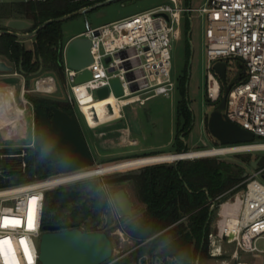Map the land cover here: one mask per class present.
I'll return each instance as SVG.
<instances>
[{"label": "built area", "instance_id": "built-area-1", "mask_svg": "<svg viewBox=\"0 0 264 264\" xmlns=\"http://www.w3.org/2000/svg\"><path fill=\"white\" fill-rule=\"evenodd\" d=\"M165 1L146 11L94 28L85 23V30L77 37L89 40L92 61L80 70L68 68L63 57L64 44L65 101L79 112L89 129H95L121 119L120 112L124 106L140 104L156 96H168L175 88V81L170 76V43L179 37L182 14L187 13L188 16L195 11L205 17V100L216 105L223 92L219 78L212 70L213 63L223 61L227 65L228 59L237 60L241 65L240 78L236 82L226 81L230 87L222 112L229 121L254 137L251 142L212 147L210 149L221 152L203 156L264 152V0H205L197 10L180 8L178 0ZM84 69L90 72V78L75 83V77ZM114 80L119 84V94L115 93L112 85ZM102 88L107 90L106 98L113 100L109 106L112 114L116 111L117 116L99 123L97 114L89 111L90 117L95 119V125L90 126L81 106L86 96L89 99L87 103L97 100L92 93ZM55 90V81L48 76L37 78L31 91L51 94ZM27 92L22 85L21 100L24 104L27 101L23 95ZM24 155L22 148L9 156L21 159ZM20 167L24 168L22 161ZM79 171L49 175L23 184L10 182L0 188V240L10 241V246L5 245L4 254L0 255V264H29L25 245L31 264H39L44 193L52 187L88 178L76 177ZM240 183L239 190L230 195L231 190H228L209 201L210 210L216 211V220L213 231L207 234L208 252L218 261L216 264H233L234 261L246 264L239 260L240 254L255 257L261 254L264 264V245L258 247V241L264 244V165L257 164ZM226 194L228 196L222 199ZM29 208L34 210L33 228L28 226ZM6 218L20 223L6 222ZM223 245L231 246L226 258L222 257L225 253Z\"/></svg>", "mask_w": 264, "mask_h": 264}, {"label": "trees", "instance_id": "trees-1", "mask_svg": "<svg viewBox=\"0 0 264 264\" xmlns=\"http://www.w3.org/2000/svg\"><path fill=\"white\" fill-rule=\"evenodd\" d=\"M101 1L103 0H0V30L6 29L4 24L7 20L20 19L30 23L29 29L25 31L30 32L44 21ZM188 29L189 24L185 18L184 30ZM31 40V47L26 48L23 40L11 34L0 35V57L12 66L14 72L23 77L24 89L28 90V78L34 77L39 67V74L53 73L63 80L62 50L65 43L59 22L45 25ZM185 46L187 53V40ZM176 81L179 100L176 105L172 154L190 151L184 142H188L193 127L192 112L185 99L186 73ZM236 81L237 78L233 80ZM23 96L32 105H54L63 111L73 109L66 101L32 97L28 92ZM32 145L24 148L25 155L21 159L9 156L18 150L0 149V188L10 182L23 184L42 179L38 119L35 115ZM156 155L161 154L125 157L119 158L118 161ZM238 158L241 162L249 161L248 155H238ZM20 161L24 163L23 169L20 167ZM260 161L258 166L264 163ZM234 169L238 171L240 167L224 159L203 157L153 164L122 176L120 181L130 180L134 184L137 198L144 205V209L138 216L129 218L130 221L123 228V232L134 241L133 249L114 264L143 262L146 256L179 264H195L197 260L208 257L207 234L213 216L209 201L241 181L230 178L234 175ZM85 185L86 183H73L46 191L43 197L41 226L61 227L73 223L82 231H97L99 214L101 215L103 209H106V215L108 214V200L104 192L95 191V188L86 195ZM233 192L234 190H231L228 195ZM228 195L222 196V199Z\"/></svg>", "mask_w": 264, "mask_h": 264}, {"label": "rangeland", "instance_id": "rangeland-1", "mask_svg": "<svg viewBox=\"0 0 264 264\" xmlns=\"http://www.w3.org/2000/svg\"><path fill=\"white\" fill-rule=\"evenodd\" d=\"M165 2L167 1L119 0L85 14L73 16L59 23L63 42L67 41L74 35L82 33L85 30V23H87L91 28H94L99 25L118 21L132 14L146 11ZM204 2L205 0H178V6L180 8L189 7L190 9L197 10L203 6ZM185 18L189 24V29L186 31L184 30ZM179 29V37L177 39H172L170 43V76L173 81H176L178 78L183 77L186 73V100L188 101V107L192 112L193 127L188 142L184 143L188 145L190 151L211 150L210 148L218 147L219 144L217 142H213L214 138L210 136L206 128L208 114L212 108L208 107L205 103V17L200 16L195 11H191L188 16L187 13H183L180 19ZM186 40L188 42V54L185 51ZM31 42V39H27L23 41V44L27 48L31 46ZM0 59L4 60L1 57ZM227 61L226 81L229 83L234 79V75L238 73L239 68L237 66V60L228 59ZM7 74L0 73V149L19 150L22 148L32 147L34 139L33 105L29 102L24 104L20 100L19 89L24 83L23 77L13 70L11 72V74H13L12 76H6ZM48 76L53 77L55 81L56 90L53 93L45 94L31 91L34 89V81L37 78H45ZM6 82H9L14 86L13 99L18 108L13 105L12 95L8 94L6 91ZM176 84L177 81L175 83L176 88H174L168 94V96H156L140 104L124 106L120 112L122 115L121 119L95 129H89L85 125L84 120L79 112H77L76 109H72L80 126L82 136L84 137L90 154L93 158V164L84 170H80L78 173L121 162L118 161L119 158L142 156L152 153H160L161 155L172 154V143L176 124V105L179 100ZM27 88L28 95L32 97L65 101L66 88L64 85V80H60L58 76L53 73H41L37 76L28 78ZM92 95L94 99L97 98L95 92H93ZM9 99L12 101V105L15 107V110L10 108L8 104ZM23 108V118L18 120L22 115L20 109ZM5 121H7V124L10 125L3 126V122ZM21 121H25V126L20 130L19 125L22 124ZM126 125L129 128L130 137L137 140L136 145H113L115 142L114 140V142L110 143L109 145H96L95 143L93 145H89V141L93 138L96 140L101 138L102 141H106L107 137L116 138L118 135V133H115L116 129H122L126 127ZM101 131H110L111 133L109 132L110 134L107 137H99L98 134ZM238 155H248L249 161L241 162L238 158ZM203 157H216L238 165L240 170L237 171V169H234L233 171H236L237 174L239 173L238 175H240L242 170H246L249 174L252 173L253 169L250 167L249 163L258 157L262 158V160L260 159V162H264V152L227 154L221 156H202L186 159L192 160ZM174 161L175 160L163 161L117 169L92 175L88 178H84L75 182H94L95 187L103 191L107 197L110 208L108 211L107 225L104 232L108 235L112 245V255L109 259L110 261L107 264H114L115 261H117L121 256L128 254L133 249L134 241L123 232V228L130 221L129 218L138 216L144 209V205L137 198L134 184L130 180L120 181L119 179L122 176L133 171H137L145 166L158 163H172ZM262 165H264V163H262ZM240 182L234 185L230 190H239L241 186ZM68 185L52 187L46 191ZM118 189H124L132 203V214L129 217H124L112 200V193ZM215 213L216 211L213 209V216L209 222L208 233L212 232L214 229V223L216 220ZM36 243L38 244V241H36ZM262 245H264L262 244V241H258V247H262ZM222 247L223 251H225V253L222 254V257L226 258L231 251V246L223 245ZM208 248L209 246L207 241V252ZM239 257V260L246 264H262L261 254H257V257L250 254H240ZM217 262V260L209 256L208 252V257L200 261L197 260L195 264H216ZM131 264L179 263L169 260L162 261L161 259L155 258L153 256H146L144 257L143 262L138 261Z\"/></svg>", "mask_w": 264, "mask_h": 264}, {"label": "water", "instance_id": "water-1", "mask_svg": "<svg viewBox=\"0 0 264 264\" xmlns=\"http://www.w3.org/2000/svg\"><path fill=\"white\" fill-rule=\"evenodd\" d=\"M119 0H103L91 6L83 7L70 14L44 21L30 32H25L30 23L20 19H9L5 22L6 29L0 30V35L11 34L19 40L31 39L38 30L52 22H62L73 16L85 14L112 2ZM189 34V33H188ZM96 35V32H94ZM189 39V38H188ZM90 42L84 37H74L64 46L63 57L66 66L72 70H80L88 66L91 61ZM241 67V65H239ZM227 65L223 61H216L212 70L219 78L223 87L220 101L213 105L205 100L211 111L208 114L206 128L208 133L220 145H230L251 142L253 134L240 128L229 121L222 110L225 105L226 94L230 84L226 83ZM41 67H39L38 75ZM12 66L0 59V73H11ZM19 72L22 74L21 69ZM90 78V72L84 69L74 79L75 83H81ZM115 93L119 94V84L116 80L112 82ZM186 87V83H185ZM96 99L102 100L107 97L105 88L95 92ZM185 99L186 96H185ZM92 112V110H90ZM33 113L38 119L40 160L43 166L42 178L49 175L64 174L84 170L93 164L87 143L82 136L80 126L73 110L63 111L54 105L42 108L39 104L33 105ZM112 110L109 105L101 107V115L110 116ZM93 120H95L93 118ZM186 153V152H185ZM184 152L178 155L185 154ZM186 159L178 157L175 161ZM260 157L249 163L255 169ZM247 171L242 170L238 176H230L235 180H242L247 176ZM114 203L124 217L132 214V203L124 189H118L112 193ZM106 209L100 215L98 231L85 232L77 227V224H66L59 230L55 226H43L38 244L39 264H103L111 258L112 245L108 235L102 230L106 223ZM236 264V261L233 262Z\"/></svg>", "mask_w": 264, "mask_h": 264}, {"label": "bare ground", "instance_id": "bare-ground-1", "mask_svg": "<svg viewBox=\"0 0 264 264\" xmlns=\"http://www.w3.org/2000/svg\"><path fill=\"white\" fill-rule=\"evenodd\" d=\"M88 101L89 99L86 96L84 99V104L81 106V111L86 115V119L90 126L95 125L94 120L90 117V113H89L90 110H93L97 114L99 123L113 119L114 117L117 116L116 111L114 114H111L110 116L101 115V107H103L104 105H110V103L113 102L111 98H105L102 100H94V101L87 103ZM8 104L11 107L10 100ZM222 151L225 152V150H222ZM217 152H221V151L217 149H211V150L208 149V150L189 151L183 155H178V156H176L175 154H164V155H156V156L129 159V160H124V161L111 164L108 166L98 167L93 170L84 171L80 173L79 175H77L76 177H81V176L89 177L91 175L101 174L104 172H109V171L127 168V167H133V166H139V165H145V164H151V163H157V162H163V161H171V160L177 159L178 157L192 158V157H198V156H203V155H208V154H214Z\"/></svg>", "mask_w": 264, "mask_h": 264}, {"label": "crops", "instance_id": "crops-1", "mask_svg": "<svg viewBox=\"0 0 264 264\" xmlns=\"http://www.w3.org/2000/svg\"><path fill=\"white\" fill-rule=\"evenodd\" d=\"M78 36V34L77 35H74V36H72V37H70L67 41H64V43H67L70 39H72V38H74V37H77ZM31 46H29V47H27V48H30ZM7 74V73H6ZM13 74H11V73H8L6 76H12ZM23 85V84H22ZM22 85H21V87H20V89H19V96H20V100H21V89H22ZM6 91L8 92V94H11L12 95V100H13V105L16 107V108H18L17 107V105H16V103L14 102V99H13V94H14V86L12 85V84H10L9 82H6ZM10 100V99H9ZM22 101V100H21ZM10 102H11V107L10 108H13L14 110H15V107H13V105H12V101L10 100ZM24 109V108H23ZM20 110H22V109H20ZM22 112V111H21ZM16 114V113H15ZM23 112H22V115H21V117L18 119V120H21L23 117ZM118 119H116V120H113V121H111V122H108V123H104V124H102V125H99L98 127H100V126H103V125H107V124H109V123H112V122H114V121H117ZM22 122V124H20L19 125V128H20V130L25 126L24 125V122L25 121H21ZM8 122L7 121H5V122H3V126H7V125H10V124H7ZM26 124V123H25ZM19 130V131H20ZM110 131H101V132H99V134H98V136L99 137H107L110 133H109ZM115 133H118V135L116 136V138H112V137H107V139H106V141H102V139L101 138H99V139H95V138H93V139H91L90 141H89V145H93L94 143L96 144V145H109L110 143H113L114 141V143H113V145H136L137 144V140L136 139H134V138H132V137H130V134H129V128H128V126L126 125V127H124V128H122V129H116V131H115ZM131 138V139H130ZM114 140V141H113ZM30 145V144H29Z\"/></svg>", "mask_w": 264, "mask_h": 264}, {"label": "snow or ice", "instance_id": "snow-or-ice-1", "mask_svg": "<svg viewBox=\"0 0 264 264\" xmlns=\"http://www.w3.org/2000/svg\"><path fill=\"white\" fill-rule=\"evenodd\" d=\"M6 222H10V223H13V224L20 223L17 220L8 221L7 218H6ZM28 226H29V228H33L34 227V210L31 209V208H29ZM21 243H22V245H24L25 242L22 240ZM5 245H9L10 246V241H8V240H0V255L4 254ZM25 255L29 259V264H31V257H30V255L28 253V249H27L26 245H25Z\"/></svg>", "mask_w": 264, "mask_h": 264}, {"label": "flooded vegetation", "instance_id": "flooded-vegetation-1", "mask_svg": "<svg viewBox=\"0 0 264 264\" xmlns=\"http://www.w3.org/2000/svg\"><path fill=\"white\" fill-rule=\"evenodd\" d=\"M237 66H238V68H239V64L237 63ZM235 78H240V72L238 71V73H236L235 75H234V79ZM233 79V80H234ZM42 108H44V107H42ZM213 142H215L216 143V141L215 140H213ZM47 165V163L45 162V164L44 165H42V169H43V166H46ZM234 171V170H233ZM235 173H237L236 171L234 172V176H238V174H235ZM235 180V179H234ZM86 195H89L90 193H91V190H92V188H95V191H101L100 189H97L96 187H95V183L94 182H86ZM103 192V191H102ZM105 194V193H104ZM107 198V197H106ZM112 200H113V197H112ZM113 202H114V200H113ZM115 204V203H114ZM108 205H109V203H108ZM116 206V205H115ZM110 208V207H109ZM118 209V208H117ZM99 220H100V214H99ZM107 221H108V214H107V218H106V223H105V225H104V227L102 228V230L104 231L105 230V228H106V225H107ZM67 224H73V223H67ZM99 224H100V222L98 223V226H99ZM98 226H97V228H96V230L98 231ZM56 227V226H55ZM63 226H61V227H58V229L59 230H62L63 228H62ZM77 227L79 228V229H81L78 225H77Z\"/></svg>", "mask_w": 264, "mask_h": 264}]
</instances>
